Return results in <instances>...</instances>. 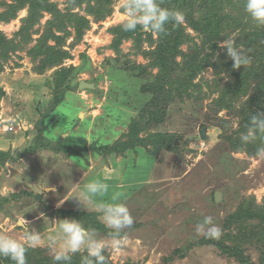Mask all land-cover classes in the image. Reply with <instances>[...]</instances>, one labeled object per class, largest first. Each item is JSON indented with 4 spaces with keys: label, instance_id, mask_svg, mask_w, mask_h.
Wrapping results in <instances>:
<instances>
[{
    "label": "rangeland",
    "instance_id": "obj_1",
    "mask_svg": "<svg viewBox=\"0 0 264 264\" xmlns=\"http://www.w3.org/2000/svg\"><path fill=\"white\" fill-rule=\"evenodd\" d=\"M53 1L67 9L66 0ZM4 10L0 7V12ZM28 12L26 6L10 21H0V30L13 38ZM50 19V13H43L30 31L31 44L41 37ZM128 19L120 0H115L112 14L101 22H92L81 42L71 48L74 37L67 40L65 48L72 57L65 60V65L83 67L73 82H95L98 89H79V85L70 89L56 108L59 120L51 117L57 125L44 132L36 129V122L47 111L42 109L43 104L48 107L55 93V68L38 73L26 50L11 53L4 62L0 76V151H10L14 161L9 159L0 165V234L23 243V221L40 232L42 240L37 247L51 256L54 252L47 236L57 231L58 219H63L57 210L84 211L92 218L91 213H95L101 221L96 204L112 202V197L118 196L134 217L133 226L121 232L125 243L114 249L110 234L96 230L97 238L106 241L105 256L113 263L238 264L215 245H195L204 237L196 234L195 226L205 216H211L224 233L229 229L236 235L239 227L234 224L223 230L228 215L244 197H252L258 204L264 202V156L234 152L220 143L221 119L227 118L235 127L242 120L213 104L218 93L208 87L215 81L212 68L197 76L199 89L185 102L173 103L165 121L152 128L174 134V148L162 150L156 157L137 147L127 153L110 152L115 143L129 139V126L148 99L141 89L147 80L125 67L149 60L136 52L132 40L122 42L120 54L111 47L113 34L108 29ZM187 31L196 35L190 27ZM143 45L148 48L146 42ZM184 49L189 51L190 47ZM83 54L90 59H84ZM46 122L52 121L48 118ZM40 133L51 145L41 138L35 141ZM59 141L66 147L58 151L55 146ZM78 145L87 147L84 154L67 147ZM95 181L106 184L108 191L91 204L86 202L87 210L71 197L78 196L84 184ZM217 191L223 192L219 202L215 200ZM227 242L233 243L231 239ZM80 251L86 250L82 247ZM248 253L257 262L262 257L258 249H249Z\"/></svg>",
    "mask_w": 264,
    "mask_h": 264
},
{
    "label": "trees",
    "instance_id": "obj_2",
    "mask_svg": "<svg viewBox=\"0 0 264 264\" xmlns=\"http://www.w3.org/2000/svg\"><path fill=\"white\" fill-rule=\"evenodd\" d=\"M66 2L67 9H61L53 0H0V7L5 8L0 12V21L3 22L15 18L17 12L24 7L28 6L29 9L28 15L22 19L20 29L15 33V38H8L0 30V76L4 62L9 59L10 54L21 50H26L31 56L35 63L34 69L38 73L43 74L48 69L55 68L52 79L55 93L48 107L43 104L42 109L46 108L47 111L36 122V129L40 132L57 125L51 118L54 115L59 120L55 116L57 106L65 101L66 93L70 89L78 88L79 85V82L73 81L83 67L66 66L64 63L72 57L70 50L65 48L67 40L74 37L71 48L81 42L92 22H101L112 14L115 0ZM160 3L162 7L181 11L185 23L179 27L167 25V32L156 34L157 38L139 26L135 31H123L122 25L126 21L108 29L113 34L111 47L117 54L121 53L120 45L124 40H132L136 52L149 60L146 64L125 67L133 75L147 80L141 89L148 99L141 113L134 117L129 126V139L124 143H115L110 152L119 150L127 153L137 147L144 148L152 157H156L162 150L174 148V134L157 129L154 131L152 128H157L165 121L173 103L177 100L185 102L191 97L200 87L196 82L197 76L212 68L215 81L208 87L218 93L213 104L217 109L227 110L230 116L236 115L242 120L235 127L227 118L221 119L220 143L225 144L231 151L257 156V149L264 147V135H259L250 143L242 142L241 135L247 131L251 116L264 112V27H257L251 21L244 11V0H160ZM76 8L84 10V13L75 11ZM45 12L51 14L48 26L41 37L31 44L30 31ZM188 27L196 35L188 32ZM230 39H234L232 43L238 50L251 58L249 66L233 69L226 49L219 44ZM145 42L148 48L144 47ZM186 45L190 47L189 51L184 49ZM82 57L90 59L86 54ZM154 69H157L156 73H153ZM195 86L198 88H194ZM48 118L52 121L50 124L46 122ZM142 132L146 134L144 137L140 136ZM39 138L46 145L50 144L46 135L40 133L35 141L39 142ZM57 145L55 147H58V151L66 147L62 141ZM67 147L73 153H85L87 148L80 145ZM13 157L10 151H0V165H5L9 159L14 161ZM57 213L63 218L70 216L81 220L87 229L111 233L110 229L96 219L95 213H91L94 218L89 213L77 210L59 209ZM224 224L223 230L234 224L239 227V231L236 235H231L229 229L225 233L222 231L218 240L204 236L195 245H215L222 254L233 258L238 264H264V202L258 204L254 198L244 197L237 209L228 215ZM230 239L233 242L231 244L227 242ZM249 249L260 250L262 257L259 262L250 256ZM177 253L184 255L183 250H178ZM25 255L26 264H56L53 255L50 256L41 247L28 248ZM86 255V251L71 254L68 264H82V258ZM0 264L14 262L0 256ZM105 264L116 263L105 256Z\"/></svg>",
    "mask_w": 264,
    "mask_h": 264
},
{
    "label": "clouds",
    "instance_id": "obj_3",
    "mask_svg": "<svg viewBox=\"0 0 264 264\" xmlns=\"http://www.w3.org/2000/svg\"><path fill=\"white\" fill-rule=\"evenodd\" d=\"M120 5L129 19L122 25L123 31H135L141 27L152 34L167 32V25L181 26L185 17L181 11L172 10L161 6L160 0H120ZM244 11L257 27H264V0H244ZM220 47L226 49L228 58L232 61L234 70L251 64V58L238 50L232 42L221 41ZM264 135V112H257L250 118L247 131L241 135L244 143H250ZM258 156H264V147L257 149ZM48 190L54 192L55 188ZM108 191V186L99 181L84 184L82 192L76 198L86 207V202L91 204L96 197H102ZM70 199V198H69ZM68 200V199H67ZM66 201V200H64ZM59 202L57 207L64 203ZM100 220L106 228L111 230L110 244L114 249L123 246L125 241L121 238L124 229L131 228L134 217L127 205L119 201L118 196L112 197V202H99L96 204ZM24 228V242H20L10 236L0 234V256L7 257L14 264H26V251L28 248L37 247L42 240L40 232L35 228H29L20 221ZM197 235H203L208 239L218 240L222 236L221 228L214 222L211 216H205L195 226ZM48 246L54 252L53 260L56 264H68L71 254L82 247L87 255L82 258V264H105L104 251L106 241L97 238L95 229L85 228L79 220L73 218L58 219L57 231L47 236Z\"/></svg>",
    "mask_w": 264,
    "mask_h": 264
},
{
    "label": "water",
    "instance_id": "obj_4",
    "mask_svg": "<svg viewBox=\"0 0 264 264\" xmlns=\"http://www.w3.org/2000/svg\"><path fill=\"white\" fill-rule=\"evenodd\" d=\"M82 87H86L87 89H98L97 84L95 82H87L85 80H81L80 81L79 89H81ZM206 130L207 129L204 127L203 131H202L204 137H206ZM222 195H223L222 191H217L216 192V194H215L216 202L221 201Z\"/></svg>",
    "mask_w": 264,
    "mask_h": 264
}]
</instances>
